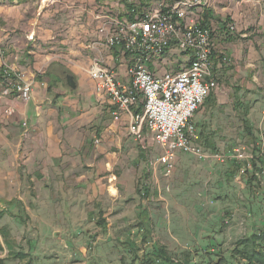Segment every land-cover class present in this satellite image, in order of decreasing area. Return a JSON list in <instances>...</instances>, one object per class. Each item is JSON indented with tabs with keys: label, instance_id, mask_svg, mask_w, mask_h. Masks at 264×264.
I'll return each mask as SVG.
<instances>
[{
	"label": "rangeland",
	"instance_id": "374dc122",
	"mask_svg": "<svg viewBox=\"0 0 264 264\" xmlns=\"http://www.w3.org/2000/svg\"><path fill=\"white\" fill-rule=\"evenodd\" d=\"M176 1L0 0V5L25 6L32 21L47 14L58 32L69 19L86 18L88 10L101 26L105 19L128 18L129 5L139 15ZM203 1V8L191 10L193 21L219 9L207 28L230 25L229 7ZM170 51L174 54L166 53L160 65H153L156 76L186 65L180 52ZM226 72L233 75L232 68ZM261 90L256 100L245 97L248 112L255 106L247 133L242 124V136L214 141L216 150L201 147L191 119L193 143L201 154L177 152L168 176L157 162L162 150L152 140L134 146L137 155L116 156L115 165L101 173L91 158L78 157L91 153L87 143L75 153L73 167L58 163L60 171L48 173L70 178L57 189L59 195L15 207L0 204V263L155 264L161 249L172 264H243L237 242L264 230V86Z\"/></svg>",
	"mask_w": 264,
	"mask_h": 264
},
{
	"label": "crops",
	"instance_id": "0c3cea01",
	"mask_svg": "<svg viewBox=\"0 0 264 264\" xmlns=\"http://www.w3.org/2000/svg\"><path fill=\"white\" fill-rule=\"evenodd\" d=\"M216 2L230 8L231 22L211 31L216 84L192 118L201 147L211 150H216L214 141L236 139L243 131L247 133L249 113L255 106L248 112L245 97L256 100L264 86V0ZM25 8L0 5V46L5 64L31 84L27 103L14 97L0 100V204L8 207L32 204L38 198L46 202L50 196L59 195L57 189L70 178L56 179L48 173L58 172V163H66L68 169L75 153L77 157L87 143L85 149H91V153L78 157L91 158V162L98 163L95 172L101 173L115 165L116 156L137 155L134 146L151 141L145 130L138 138L129 133L130 114L113 119L114 107L96 92L95 81L87 75L91 61L96 59L117 74L119 81H129V59L104 47L94 11L88 10L86 18L80 20L68 18L57 32L47 14L32 21ZM218 11L203 13L201 22H197L207 28ZM229 26H234V32L228 30ZM222 57L225 63L220 61ZM227 68H232L233 75L227 76ZM66 76L72 77L74 88L67 86ZM7 108L14 111L12 117H4ZM141 110L139 104L132 113ZM68 157H72L71 162Z\"/></svg>",
	"mask_w": 264,
	"mask_h": 264
},
{
	"label": "built area",
	"instance_id": "2783aa9c",
	"mask_svg": "<svg viewBox=\"0 0 264 264\" xmlns=\"http://www.w3.org/2000/svg\"><path fill=\"white\" fill-rule=\"evenodd\" d=\"M204 4L203 0H178L163 9L135 14L131 20L105 19L98 35L105 48L129 59V81H119L117 74L96 59L87 69V75L96 83V92L114 107L113 119L130 114L129 133L138 138L145 130L160 146L162 153L157 162L164 166L165 176L177 152L201 154V148L193 143L197 138L190 121L216 84L212 71L214 49L211 30L193 21L190 12ZM228 30L234 32L235 28L229 26ZM171 49L180 52L186 65L156 76L153 65H160L166 53L173 55ZM4 57L0 46V100L14 97L27 103L31 84L7 67ZM220 61L225 63V57ZM139 104L141 112L132 113ZM13 113L9 108L3 111L5 118ZM22 126L25 128L26 123Z\"/></svg>",
	"mask_w": 264,
	"mask_h": 264
},
{
	"label": "trees",
	"instance_id": "16d2710c",
	"mask_svg": "<svg viewBox=\"0 0 264 264\" xmlns=\"http://www.w3.org/2000/svg\"><path fill=\"white\" fill-rule=\"evenodd\" d=\"M128 10V19H133L135 14H138V11L133 6L126 7ZM203 26V25H201ZM248 127V124L246 125ZM248 130V128H247ZM237 168V167H235ZM99 224V223H98ZM96 223V225L98 226ZM261 242H264V230L259 231L258 233L252 234L248 237L242 238L237 242V247L242 253V258L244 259L243 264H264V245H260ZM164 251L161 249L157 250V259L154 262L155 264H172L171 261L166 259ZM3 264V263H0ZM182 264H190L182 263Z\"/></svg>",
	"mask_w": 264,
	"mask_h": 264
},
{
	"label": "water",
	"instance_id": "95a60500",
	"mask_svg": "<svg viewBox=\"0 0 264 264\" xmlns=\"http://www.w3.org/2000/svg\"><path fill=\"white\" fill-rule=\"evenodd\" d=\"M66 84H67V86L69 87V88H74V82H73V79H72V77H70V76H66Z\"/></svg>",
	"mask_w": 264,
	"mask_h": 264
}]
</instances>
